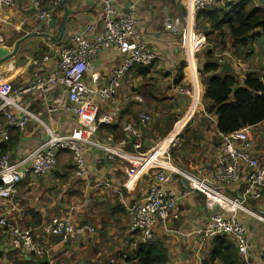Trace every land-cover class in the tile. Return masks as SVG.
Returning a JSON list of instances; mask_svg holds the SVG:
<instances>
[{"label": "crops", "instance_id": "obj_1", "mask_svg": "<svg viewBox=\"0 0 264 264\" xmlns=\"http://www.w3.org/2000/svg\"><path fill=\"white\" fill-rule=\"evenodd\" d=\"M118 1L128 11L130 3L135 0ZM241 3L248 9L264 8V0H217L208 8H233ZM45 6L53 11V20L59 21L55 27H47L45 32L49 36L39 34L43 33L38 29L41 20L35 19L33 6L28 0L13 7L0 6V46L14 48L22 37L38 33L23 41L17 54L0 64V83L20 88L33 84L39 76L47 79L59 71L58 50L70 44L74 34H86L87 27L96 24V31L86 34V39L90 40L104 28L99 0H50ZM198 11L193 0H146L139 4L135 12L140 20L141 39L157 53L158 58L150 66L133 63L125 68L126 58L114 44L92 56L90 68L85 73L88 85L102 89L113 79L118 81L115 95L105 103L100 96L96 97L80 115H74L68 110L70 102L64 87L47 83L43 90L16 98L21 107L37 117L30 120L26 130L9 126L5 113H0V122L8 130V137L0 147L15 160L47 140L46 126L58 134L70 132L76 125L82 126L92 131L98 144L87 147V178L77 175L71 153L64 152L61 156L58 154L56 171L46 176L30 175L16 187L14 200L10 203L15 201L17 206L12 211L11 220L29 231L36 242L47 249L40 257L49 264H108L106 258L110 255L129 251L130 254L138 232L131 229L126 206L156 184L165 191H173L180 200L176 215L155 226L150 243L166 248L170 264L207 262L212 247L211 238L206 239L203 235L204 228L213 215L229 218L232 211L221 197L215 198L195 189L182 171L207 179L227 197L247 199L248 207L254 211L264 208L262 199L246 193L252 185L248 166L241 167V181L238 183L220 186L214 179L213 171L224 153V143L217 115L208 111L215 107V103L205 98L214 77L232 76L239 85H243L251 73L264 77V29L254 30L244 39L235 41L225 26V35L221 38L218 30L211 29L207 18H199ZM66 15L65 31L58 41L60 24ZM169 17L178 20L181 32L174 33L166 28ZM202 28L208 30L209 42ZM48 55L50 59L44 61ZM36 60L38 64H35ZM214 62L219 68L206 71ZM120 71L123 72L119 76ZM195 97L199 101L198 111L197 107L193 109ZM2 102L0 97V105ZM50 108H54L53 111H49ZM11 111L17 117L22 115L18 107H12ZM104 111L117 112L112 124L99 122ZM142 115L148 116L150 123ZM245 128L252 154L264 163V121ZM109 136L114 140L111 143L108 142ZM255 137L263 142L256 143ZM172 139L177 141L171 149L177 169L168 172V180L162 184L156 182L153 170L131 188L124 186L129 162L118 156L108 158L103 149L104 144L132 152L135 143L139 142L143 150L159 148L155 156L163 163L165 161L160 157L173 144ZM122 140L126 144L117 145ZM10 203L0 201V207L7 209ZM239 218L247 223L253 243L249 264H264V223L243 213ZM60 220L71 221L79 232L68 239L48 235L45 227L54 226ZM9 245L0 229V251H4L0 264L13 263L15 254L7 250ZM33 254L18 251L16 257L32 260L35 258ZM240 258L243 257L240 255ZM112 264H134V261L118 257Z\"/></svg>", "mask_w": 264, "mask_h": 264}, {"label": "built area", "instance_id": "obj_2", "mask_svg": "<svg viewBox=\"0 0 264 264\" xmlns=\"http://www.w3.org/2000/svg\"><path fill=\"white\" fill-rule=\"evenodd\" d=\"M22 0H0V6L13 7ZM34 9V15L41 21L49 23L53 20V11L45 5L50 0H28ZM61 1V0H56ZM101 1L103 12L101 22L104 26L94 39L87 40L86 34L93 33L97 29L96 24H91L84 32L76 33L71 38V43L63 45L58 50L59 71L53 73L47 79L39 76L37 81L27 87H13L8 83H0V97L3 100L0 105V113H5L6 122L9 126L18 130H26L30 120L37 118L34 113L21 107L16 98L19 96L31 94L37 90H43L47 83L64 87L68 94L70 105L68 110L74 115H80L83 109L94 103L96 97L104 103L111 99L118 86L117 79H113L109 86L98 89L88 85L85 81V73L90 68V58L98 54L104 47L115 45L123 57L126 58V67L133 63L150 66L158 58L155 51L150 50L147 44L141 39L138 29L140 20L136 15V8L146 0H135L130 3V10H124L118 0H99ZM217 0H193L197 10H203L213 5ZM178 20L167 18L165 25L170 31L181 32ZM50 57L45 56L44 61ZM39 61L36 60L35 64ZM123 71H120L119 76ZM18 107L22 115L17 117L11 111L12 107ZM50 108L49 111H53ZM197 111L199 108L197 107ZM117 116L116 111L102 112L99 122L103 124H112ZM143 119L150 123L148 116L142 115ZM48 138L40 146L31 149L24 157L15 160L9 152H4L0 156V201L10 203L14 200L16 187L25 181L30 175L46 176L57 170L58 154L61 151L71 153L72 161L76 173L81 178L88 176V164L86 159L87 147L98 144L92 137V131L82 127L75 126L70 132L58 134L50 126H46ZM131 129V127H128ZM137 135V132L134 131ZM8 137L7 127L0 122V144ZM224 143V153L219 158V163L213 171V177L220 186H228L241 181V167L250 168V177L252 185L247 189V194H252L255 199L264 201V163H262L250 150V140L247 128L235 131L230 134L221 133ZM113 137H108V142H112ZM107 142V143H108ZM177 141H173V146ZM240 143V144H239ZM122 140L117 145H125ZM132 152L116 150L111 146L103 144V149L108 158L114 156L125 158L130 168L124 181V186L131 188L141 177L152 173L159 184L168 180V172L176 171L177 167L172 162L169 155L163 159L169 166H164L156 159L155 151L159 148L153 147L150 150H143L142 145L136 142ZM145 151V152H144ZM104 159V158H103ZM102 160H100L101 162ZM182 174L190 179L195 189L203 191L213 197H221L227 202L232 211V215L226 218L220 214L211 217L210 222L204 228L203 235L210 239L216 235L225 234L232 238L237 245L238 252L249 264V259L253 252V243L249 234L247 223L239 218L243 213L257 221L264 223V208L260 211L250 209L247 199L238 197H227L223 195L218 188L213 187L211 183L198 175L189 172ZM179 195L173 191H165L160 185L156 184L149 190L143 191L134 200L127 204L126 209L130 219L132 231L138 232L134 241L132 252L110 255L108 261L114 263L116 258L127 259L133 255L141 244H146L154 238V228L161 222L166 221L172 215H176L178 209ZM11 204V203H10ZM7 209L0 207V229L7 237L10 244L7 250L24 251L34 253L36 256H43L47 249L39 245L32 234L25 230L19 223H13L11 215L17 203L14 201ZM92 229V228H91ZM93 230V229H92ZM48 235L63 236L68 239L74 233L79 232L77 227L69 220H60L54 226L45 227ZM4 252V251H3ZM264 255V249L262 250ZM2 263V262H1ZM7 264V263H2Z\"/></svg>", "mask_w": 264, "mask_h": 264}, {"label": "trees", "instance_id": "obj_3", "mask_svg": "<svg viewBox=\"0 0 264 264\" xmlns=\"http://www.w3.org/2000/svg\"><path fill=\"white\" fill-rule=\"evenodd\" d=\"M201 16L209 20L212 30H218L222 38L225 33L223 27H227L235 41L244 39L249 33L257 29H264V8L254 7L248 9L244 3L238 7L227 8L224 6L209 7L198 11ZM205 37L209 42L208 30ZM219 68L217 62L211 63L206 71ZM205 98L213 101L215 107L208 111L215 112L218 118V129L224 134H230L242 128L255 126L264 121V77L249 74L243 85H239L232 76L214 77L209 83ZM0 155L6 151L0 147ZM211 254L209 260L203 264H248L240 258L233 239L225 234L211 238ZM13 254L12 264H49L44 258L35 257L32 260H23L16 257L18 251ZM9 252V253H11ZM4 252L0 251V257ZM134 264H170L168 252L162 245L155 243L141 244L135 253L127 258Z\"/></svg>", "mask_w": 264, "mask_h": 264}, {"label": "water", "instance_id": "obj_4", "mask_svg": "<svg viewBox=\"0 0 264 264\" xmlns=\"http://www.w3.org/2000/svg\"><path fill=\"white\" fill-rule=\"evenodd\" d=\"M33 12H34V9H33ZM35 19L38 20V17L35 16ZM67 15L66 17L63 19V21L61 22L60 26H61V33H60V36L58 37V41L62 38L63 34H64V31H65V26H66V23H67ZM59 23V21L57 20H52L51 22L49 23H45L43 21H40V24L38 26V29L41 30L43 33H39V34H42L44 36H49L48 33H46V29L47 27L49 28H53L55 27L57 24ZM38 33L35 32L31 35H37ZM31 35H26L24 37H22L21 39H19L16 44H15V47L14 48H11V47H6V46H0V64L6 62L7 60H9L10 58H12L13 56H15L17 54V52L19 51V48H20V45L23 41H25L27 38H29Z\"/></svg>", "mask_w": 264, "mask_h": 264}, {"label": "rangeland", "instance_id": "obj_5", "mask_svg": "<svg viewBox=\"0 0 264 264\" xmlns=\"http://www.w3.org/2000/svg\"><path fill=\"white\" fill-rule=\"evenodd\" d=\"M255 139V142L256 143H261V142H263V140L262 139H259V137H255L254 138ZM117 143V142H116ZM170 147L169 148H167L166 150H165V156H167V155H169L170 156V158H171V160H172V162L174 163V156H173V153L171 152V149L173 148V146H172V144L171 145H169ZM64 152H66V153H68V154H70V152H68V151H61L60 152V156H61V153H64ZM145 152V151H144ZM132 153H135V152H132ZM164 154V153H163ZM71 155V154H70ZM105 161H107V160H105ZM137 236V235H136ZM136 238V237H135ZM130 252V251H129ZM109 257V256H108ZM108 257L106 258V260H107V262H108V264H109V261H108Z\"/></svg>", "mask_w": 264, "mask_h": 264}, {"label": "bare ground", "instance_id": "obj_6", "mask_svg": "<svg viewBox=\"0 0 264 264\" xmlns=\"http://www.w3.org/2000/svg\"><path fill=\"white\" fill-rule=\"evenodd\" d=\"M198 103H199V101H198V98L197 97H195V99H194V107H193V109H195L196 107H198ZM174 139H172V141H173ZM165 153V152H164ZM161 164H163L164 166H169L166 162H163V163H161Z\"/></svg>", "mask_w": 264, "mask_h": 264}]
</instances>
